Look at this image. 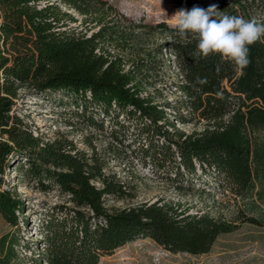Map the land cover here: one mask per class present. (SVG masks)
I'll use <instances>...</instances> for the list:
<instances>
[{
    "label": "trees",
    "instance_id": "16d2710c",
    "mask_svg": "<svg viewBox=\"0 0 264 264\" xmlns=\"http://www.w3.org/2000/svg\"><path fill=\"white\" fill-rule=\"evenodd\" d=\"M234 1L238 8L216 7L240 17L248 10L264 9V0ZM174 2L178 12L209 8L205 0ZM60 6L101 26L89 35L75 32L66 26L73 18ZM112 11L105 0H0V217L16 227L17 213H22V201L13 191L1 188L5 172L20 161L26 167L19 165L15 171L25 185L54 188L70 203L41 211L38 238L28 244L32 246L29 264H97L101 257L138 238H148L170 253L198 254L207 251L215 234L236 227L207 214L177 212L166 204H139L108 212L102 206L103 197H121L123 189L102 177L94 164L66 150L69 142L45 140L34 125L13 114L16 91L24 85L41 100L55 97L76 122L97 132L105 133L107 128L116 144H123L126 135L133 137L130 143L137 144L142 157L173 172L174 183L186 176L191 184V179L208 173L215 188L233 198L251 187L246 129L264 128V42L250 46L251 63L241 75L232 62L218 55L201 58L194 37L183 39L174 26L158 23L157 28L169 37L163 49L181 76L172 84L181 98L157 105L144 90L160 70L156 52H144L126 71L108 54L94 53L99 40L116 34L113 25L107 26L113 22ZM257 21L264 23V15ZM205 79L206 83H200ZM239 111L244 116L220 132L211 129L175 139L168 130L173 125L169 118L178 124L213 123L231 112L237 118ZM60 124L75 125L71 121ZM93 179L100 183L98 188L90 183ZM14 259L12 245L1 238L0 264H11Z\"/></svg>",
    "mask_w": 264,
    "mask_h": 264
},
{
    "label": "rangeland",
    "instance_id": "374dc122",
    "mask_svg": "<svg viewBox=\"0 0 264 264\" xmlns=\"http://www.w3.org/2000/svg\"><path fill=\"white\" fill-rule=\"evenodd\" d=\"M113 8L110 14L116 34L111 39L105 36L99 40L94 53L118 60L123 71L130 69V63L146 51L156 52L160 70L151 87L144 86L153 103L160 105L163 101L173 102L181 95L172 84L176 82L171 62L172 56L164 51L163 46L169 40L166 33L157 28L158 23L174 25L178 13L174 0H105ZM234 0H205L213 5L238 8ZM73 21H66V26L75 32L95 33L101 25L90 23L88 18L78 15L71 9L60 6ZM217 10L220 12L219 6ZM263 10L251 9L245 19L262 18ZM106 26V27H107ZM156 89V91H153ZM55 97L41 100L32 94L28 85L16 91L13 114L23 118L28 125L35 126L37 133L45 140L61 138L70 143L66 149L82 156L88 164L99 168L101 176L121 186V197H103V207L108 211H118L135 207L139 204L169 205L185 214H207L212 218L224 220L236 228L229 233H217L211 240L207 251L191 254L184 252L170 253L157 246L148 238H138L115 249L110 255L103 256L97 264H263L264 263V128H247L246 136L250 144L251 187L240 197L233 198L228 192L215 188L211 174L191 179L188 184L186 176L174 183L173 172L163 165L153 166L142 157L136 143H130L133 137L127 136L123 144H116L104 132H97L87 125L76 122L66 113V108L57 104ZM233 112L215 122L191 121L178 124L171 118L169 126L172 137L184 138L202 135L205 130H225L240 116L243 111ZM74 122L72 127H64L60 122ZM106 126V125H105ZM35 131V130H34ZM127 146L126 144H129ZM22 161L8 169L2 189L13 191L23 203L22 213H17L18 224L11 227L0 217V239L12 245L15 259L11 264H29L28 258L37 236L38 221L43 209L53 204L70 205L66 196L57 194L54 188L39 190L24 184L25 180L15 171ZM95 187L100 183L90 180ZM248 220H253L249 223ZM27 244V245H26ZM29 246V249H25ZM28 248V247H27Z\"/></svg>",
    "mask_w": 264,
    "mask_h": 264
},
{
    "label": "clouds",
    "instance_id": "9594fccd",
    "mask_svg": "<svg viewBox=\"0 0 264 264\" xmlns=\"http://www.w3.org/2000/svg\"><path fill=\"white\" fill-rule=\"evenodd\" d=\"M173 26L179 37L197 40V54L201 58L218 55L232 62L241 75L251 63L250 46L264 42V23L219 12L215 5L181 10L175 14ZM200 83H206V79Z\"/></svg>",
    "mask_w": 264,
    "mask_h": 264
},
{
    "label": "built area",
    "instance_id": "2783aa9c",
    "mask_svg": "<svg viewBox=\"0 0 264 264\" xmlns=\"http://www.w3.org/2000/svg\"><path fill=\"white\" fill-rule=\"evenodd\" d=\"M171 67L174 69V71H175V75H176V80H178V81H180L181 80V76L177 73V69H176V67H175V65H174V63H173V61L171 62ZM34 133V132H33ZM34 135H35V133H34Z\"/></svg>",
    "mask_w": 264,
    "mask_h": 264
}]
</instances>
